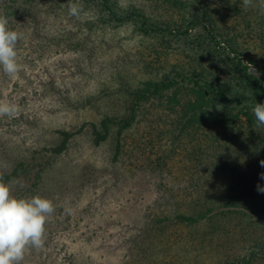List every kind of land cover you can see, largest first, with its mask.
I'll list each match as a JSON object with an SVG mask.
<instances>
[{
    "label": "rangeland",
    "instance_id": "obj_1",
    "mask_svg": "<svg viewBox=\"0 0 264 264\" xmlns=\"http://www.w3.org/2000/svg\"><path fill=\"white\" fill-rule=\"evenodd\" d=\"M183 1L184 8L169 0L112 3L121 16L138 12L150 25L182 33L201 16L196 0ZM200 1L216 15L218 39L264 65L256 7L230 0L244 11L233 13L227 0ZM67 2L0 0V16L20 34V71L13 79L0 67V101L18 106L16 115L0 116V181L16 198L39 195L55 207L43 247L29 246L21 264H237L253 240L264 238L263 227L225 208L230 197L253 198L246 181L259 177L261 165L248 166L244 146L212 127L183 129L179 109L166 100L139 108L119 154L117 126L100 146L91 127L128 117L144 83L193 70L213 75L224 57L202 27L188 36H147L133 20L111 22L96 0H73L79 19ZM61 131L77 134L54 156ZM209 208L213 215L196 225L178 219Z\"/></svg>",
    "mask_w": 264,
    "mask_h": 264
},
{
    "label": "trees",
    "instance_id": "obj_2",
    "mask_svg": "<svg viewBox=\"0 0 264 264\" xmlns=\"http://www.w3.org/2000/svg\"><path fill=\"white\" fill-rule=\"evenodd\" d=\"M96 1L99 8L109 16L111 22L122 24L133 20L141 24V32L147 36L175 33L176 35L188 36L193 27H202L213 45L216 46V54L224 57L220 59L221 64L224 65L223 69L213 75H209V72L205 74L206 71L193 70L173 78L167 77L161 81L144 83L141 89L133 93L128 117L121 120L106 118L102 121L100 128L96 125L91 126L96 146H100L108 140L111 126L115 125L118 128L117 154H119L120 139L124 132L134 125L139 108L152 100H166L173 110L179 109L181 113L179 125L183 129L196 128L204 133L206 131H201L203 128L212 127L217 130L216 133L221 139L235 140L237 146H244L242 153L249 167L256 165V163L260 164V161L264 160V126H257L252 111L255 103L264 104V65L236 48L233 41L228 40L223 43L218 39L219 34H215L214 31V16L216 17V15L210 7L204 5L200 0H196V4L201 5L200 20L191 21L185 31L181 33L180 31H173L171 28L165 29L150 25L148 19L138 12L121 16L116 12L112 0ZM169 1L174 5L186 7L183 0ZM227 1L230 4L232 0ZM236 2H240V0ZM231 10L233 13L237 10L240 13L244 12L238 8L235 2H231ZM256 10L264 20V14L261 13L258 6H256ZM213 54L215 53L210 56ZM223 74L225 78L222 77ZM183 98L186 99L183 100ZM81 131L82 128L79 132ZM59 134L62 137L61 143L49 151L54 156L65 153L69 148L70 141L77 133L61 131ZM258 172L264 173V166H261V170ZM17 173L18 170H15L13 176L16 177ZM245 177L247 176L241 175V178ZM10 179L11 177H8V180ZM255 181L256 184H254ZM255 181H250V179L246 181L252 185L251 189L254 188V190L252 189L253 198L230 197L225 200L228 202L225 208L228 210L236 209L243 216L250 217L252 223L263 227L264 230V193L257 190L258 185L264 187V179H261V175H259ZM213 212V209L209 208L205 214L198 217L180 216L178 219L183 223L196 225L206 220L208 216H212ZM246 254L244 259L239 260L237 264H256L259 260L264 262V238L260 237L258 241L253 240L247 247Z\"/></svg>",
    "mask_w": 264,
    "mask_h": 264
},
{
    "label": "clouds",
    "instance_id": "obj_3",
    "mask_svg": "<svg viewBox=\"0 0 264 264\" xmlns=\"http://www.w3.org/2000/svg\"><path fill=\"white\" fill-rule=\"evenodd\" d=\"M69 15L80 18L82 8L73 0L67 2ZM258 6L264 14V0H243L245 9ZM20 34L8 28V19L0 16V67L10 78L20 71L16 45ZM223 66V65H222ZM257 126H264V104L255 103L252 109ZM18 106L0 101V116L12 117ZM264 166V160L260 161ZM264 179V173H261ZM264 193V187L257 186ZM55 211L52 200L36 195L31 198H16L11 195L8 184L0 181V264H21L26 249L31 246L40 249L44 245L45 225ZM70 212L71 209H65Z\"/></svg>",
    "mask_w": 264,
    "mask_h": 264
}]
</instances>
